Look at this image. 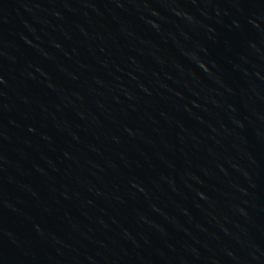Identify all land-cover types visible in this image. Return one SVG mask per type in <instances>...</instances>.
I'll return each instance as SVG.
<instances>
[{
	"label": "water",
	"instance_id": "95a60500",
	"mask_svg": "<svg viewBox=\"0 0 264 264\" xmlns=\"http://www.w3.org/2000/svg\"><path fill=\"white\" fill-rule=\"evenodd\" d=\"M0 264H264V0H0Z\"/></svg>",
	"mask_w": 264,
	"mask_h": 264
}]
</instances>
